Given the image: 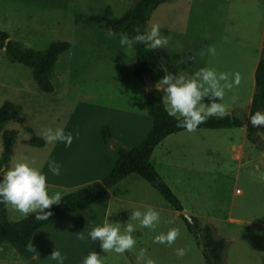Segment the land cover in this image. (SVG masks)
<instances>
[{"label":"rangeland","instance_id":"obj_1","mask_svg":"<svg viewBox=\"0 0 264 264\" xmlns=\"http://www.w3.org/2000/svg\"><path fill=\"white\" fill-rule=\"evenodd\" d=\"M117 1L119 4L115 7ZM134 1L0 0V31L6 32L10 40L35 51L45 50L58 41L71 45L55 65L54 91L49 94L39 91L28 68L11 63L4 51H0V107L6 101L21 107L18 118L4 128L18 133L9 167L24 158L33 166L42 167L50 194L60 192L63 197L109 174L116 154L108 142L102 141L103 127L111 129L110 140L114 143L123 135L138 136V141L133 143L124 141L132 147L131 144H140L144 134L140 132L152 126L146 112L147 95L141 94L143 86L132 75L134 51L121 46V35L109 30V25L124 16ZM171 3L177 0L164 3L167 10L175 9ZM159 13L158 7L147 29L153 24L160 26ZM199 24L195 20L189 25V34L193 37L186 32L184 37L171 39V45L163 49L176 55L174 65H214L218 71H238L240 85L226 94L224 103L229 108L227 115L247 116L255 57L249 52L242 53L238 46L241 39L237 36L229 38L228 32L219 30L211 38L202 32L204 29ZM209 46L216 49L215 54L205 52L201 56V51ZM232 96L237 97L236 103L232 102ZM127 112L142 118H137L141 121L140 128L136 130L135 125L132 133L124 134L116 125ZM58 126L73 133L71 146L48 144L42 138L43 128ZM25 127L43 140L42 148L26 144L30 134L25 132ZM206 135L180 134L166 140L169 136L155 148L150 161L181 203L182 215L196 218L201 224L209 223L215 237L225 241L223 264H264V182L250 175L256 166L264 170V126H257L258 148L247 141L236 151L235 155L243 159L242 164L233 158L230 148L244 144L242 132L227 129ZM1 151L0 136V155ZM49 159L61 165L59 176L48 172L46 161ZM146 205L160 212V223L153 231L141 228L137 222L134 235L138 240L132 250L123 255L103 253L99 242L88 238L94 225L105 219L123 225L131 211L143 210ZM6 210L10 222L32 215L24 216L10 205ZM91 211L97 221H91L83 212L64 213L39 229L28 246L31 260L23 258L11 245L0 244V264H57L50 257L55 248L66 257L64 264H83L84 257L92 250L105 257L104 264H137L141 248L147 249L146 258L154 259L156 264H204L201 249L188 234L180 214L136 175H129L116 184L91 206ZM170 227L180 229L174 244L170 247L154 244V236L167 232ZM81 233L83 240L78 238ZM177 247H187L189 251L178 257L174 252Z\"/></svg>","mask_w":264,"mask_h":264},{"label":"trees","instance_id":"obj_2","mask_svg":"<svg viewBox=\"0 0 264 264\" xmlns=\"http://www.w3.org/2000/svg\"><path fill=\"white\" fill-rule=\"evenodd\" d=\"M173 0H135L131 9L118 21L111 24L110 32L116 35L127 33L135 35L134 29L139 27L142 31L148 27V21L152 13L164 3ZM67 42H55L45 50L35 51L26 48L22 43L10 40L6 32L0 31V51H4L8 61L22 65L31 71L32 78L39 91L52 93V75L59 57L69 51ZM135 54V64L132 75L144 87V79L147 78L154 89L148 92L146 100V112L152 120V127L145 139L136 147L126 149L118 143H113L116 154V162L109 174L101 181L94 182L62 197L59 205H54L46 212L51 215L46 221H37L35 214L18 222H10L7 216L6 205L0 204V244L11 245L23 258L32 259L28 246L34 234L46 227L54 218L63 213L83 212L92 221L97 218L91 211V206L103 199L107 192L129 175L135 174L144 180L164 201L180 214L181 221L186 230L201 249L204 264H223V254L226 243L217 238L209 223L201 224L196 218L190 217L188 221L183 215V208L171 189L162 180L156 169L150 162L155 148L167 137L185 131L176 127L174 118L169 117L165 111L162 95L156 89L159 80L165 75L164 67L153 50H145L143 45L132 47ZM165 70V69H164ZM257 110H264V54L261 57L254 73V94L249 106L247 116L225 115L224 117H210L206 122L198 126L197 130H227L246 129V139L258 148L259 137L257 126H252L249 117ZM21 112V107L11 102H4L0 107V136L2 139V151L0 166L9 167L11 152L16 143L18 133L14 130H4L5 126L15 121ZM25 132L30 134L26 144L30 147L42 148L44 142L36 137L32 129L25 127ZM101 137L105 144L111 139L108 127L101 129Z\"/></svg>","mask_w":264,"mask_h":264},{"label":"clouds","instance_id":"obj_3","mask_svg":"<svg viewBox=\"0 0 264 264\" xmlns=\"http://www.w3.org/2000/svg\"><path fill=\"white\" fill-rule=\"evenodd\" d=\"M135 35L129 36L122 33L119 43L121 46L132 48L135 45H143L145 50H157L166 48L172 39L171 35L161 33L160 26L153 24L150 29L143 31L137 27ZM207 52L214 55L216 49L209 46L202 50L200 55ZM191 59V57H189ZM165 71L164 69H162ZM241 82V75L238 71H218L215 67H202L189 76L174 75L171 72L159 80L158 89L162 90L163 104L169 117L176 121V127L182 128L188 133L197 131L198 126L206 122L210 117H224L228 113V105L224 98L228 92L238 87ZM207 98V104L204 103ZM236 103L237 97H231ZM252 126H264V110H257L249 117ZM78 136L79 133L77 132ZM41 136L48 144L63 143L65 147L71 146L73 133L66 132L63 127H45ZM48 172L53 176L61 174V165L54 159L46 161ZM254 180L264 182V170L256 166L250 173ZM62 200V193L50 194L47 175L42 167L33 166L27 158L17 160L11 167L0 166V204L10 205L24 216L35 214L37 221H46L51 212H46L54 205H59ZM111 215V214H109ZM160 212L152 206L146 205L143 210L131 211L129 220L123 225L120 222H110L105 219L102 223L94 225L88 232V238L93 242H99L103 253L112 252L123 255L132 250L138 238L136 223L141 228L155 230L160 223ZM171 223V221H169ZM180 236L178 227H170L167 232H161L154 236L153 243L172 246ZM79 239H85L79 234ZM187 247L174 249L175 255L183 257L187 254ZM147 249L141 248L137 256V264H156L151 258H146ZM51 259L57 264H64L66 257L57 248L51 253ZM105 257L97 251H89L83 259V264H104Z\"/></svg>","mask_w":264,"mask_h":264},{"label":"crops","instance_id":"obj_4","mask_svg":"<svg viewBox=\"0 0 264 264\" xmlns=\"http://www.w3.org/2000/svg\"><path fill=\"white\" fill-rule=\"evenodd\" d=\"M122 1L123 0H120L121 3ZM118 2L119 1L115 2L114 4L115 7L119 4ZM171 4L172 6H175L174 10L172 9L167 10L166 4H161L159 6L160 30L162 34L171 35L172 39L174 38L176 39L179 36L184 37L185 36L184 34L186 32L188 35H190L189 32L191 31V29L189 25L193 23V21L198 20V22H201V25L199 24V27L204 29L202 30V32L206 34L208 37H211V38L214 37L215 32L219 30L220 32L222 31L223 33L228 32V34L226 33L227 37L235 38L237 36V39H241V41H238V46L241 48L242 53L246 54L247 52H249L251 53V55L255 57L252 63L253 65L252 66L253 90H251L250 96L247 100L249 104L248 106H250V103L252 101V97L254 94V73L258 65V62L260 61L261 57L264 54V0H177V3L175 4L171 3ZM180 16H181V19H180ZM190 36L193 37V35H190ZM171 41L172 40H170L169 45H171ZM58 42H67V41H58ZM70 48H71V45H70ZM153 51L155 55L158 57L162 66L164 67L165 74L166 72H171L174 75H178V76L180 75L189 76L202 67H206V66L214 67V65H174V58L176 55H173L171 51L168 52L167 49H157ZM137 82L139 81L137 80ZM157 86H156V89L160 92V94L162 95V99H163L164 93L162 90H159ZM140 88H141L140 89L141 94L143 96L145 95L148 96V91L146 90V87L143 86ZM203 102L207 104V98H204ZM248 111H249V107H248ZM137 118H142V117L127 112V114L123 115V118L119 119L116 126L120 127L121 131L124 134L126 131H128L129 133H132V130L134 131L135 129L137 130L138 128H140L139 124L141 121L140 119H137ZM147 122L149 121H146V125L149 126ZM135 125L137 126V128H135ZM108 129L111 130L110 128ZM150 129H151L150 127H146V130H144V132H140L144 134L143 136H141L139 143H141L145 139ZM238 130L242 132V140L244 144L239 147L232 145L230 146V148H231V152L233 153L232 155L233 158L240 161V163L242 164L243 159L238 157L235 154L239 148L244 147L247 143L246 129L243 127V128H238ZM213 131H219V130H213ZM209 132H211V130H197L192 133L183 131V132H180L179 134L171 135L166 140H169L170 138L174 136H178L180 134H191L193 136L196 134H201L202 136H207L206 134H209ZM110 136H111V132H110ZM122 137L121 139L118 140L120 143L119 142L117 143L126 149H130L128 147H131V146L125 145L124 141H129L133 143L138 138V136L134 138L133 136L126 137L125 135H123ZM125 139H128V140H125ZM121 143L127 147L123 146ZM131 145H132L131 148L136 147V146H133V144ZM110 148H112V146H110ZM170 154L171 153L168 151L167 155H170ZM132 175H135V174H132Z\"/></svg>","mask_w":264,"mask_h":264},{"label":"water","instance_id":"obj_5","mask_svg":"<svg viewBox=\"0 0 264 264\" xmlns=\"http://www.w3.org/2000/svg\"><path fill=\"white\" fill-rule=\"evenodd\" d=\"M144 83H145L146 90H147L148 92H151V91L154 89L153 85L150 83V81H149L147 78L144 79ZM108 144L111 145V146H113V141L109 140V141H108ZM184 217H185L188 221H190V217H188V216H184Z\"/></svg>","mask_w":264,"mask_h":264}]
</instances>
